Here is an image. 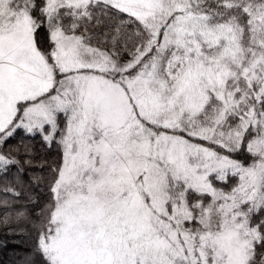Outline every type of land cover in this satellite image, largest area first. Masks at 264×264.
Wrapping results in <instances>:
<instances>
[{
  "label": "snow or ice",
  "instance_id": "obj_1",
  "mask_svg": "<svg viewBox=\"0 0 264 264\" xmlns=\"http://www.w3.org/2000/svg\"><path fill=\"white\" fill-rule=\"evenodd\" d=\"M10 243L9 264H264V0H0Z\"/></svg>",
  "mask_w": 264,
  "mask_h": 264
},
{
  "label": "trees",
  "instance_id": "obj_2",
  "mask_svg": "<svg viewBox=\"0 0 264 264\" xmlns=\"http://www.w3.org/2000/svg\"><path fill=\"white\" fill-rule=\"evenodd\" d=\"M13 251L14 249L11 243L9 244L7 248L0 249V261H2L3 264H9L12 258V255H13Z\"/></svg>",
  "mask_w": 264,
  "mask_h": 264
}]
</instances>
